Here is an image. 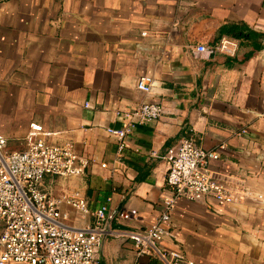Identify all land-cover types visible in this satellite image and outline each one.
I'll use <instances>...</instances> for the list:
<instances>
[{"label": "crops", "instance_id": "crops-1", "mask_svg": "<svg viewBox=\"0 0 264 264\" xmlns=\"http://www.w3.org/2000/svg\"><path fill=\"white\" fill-rule=\"evenodd\" d=\"M238 24L264 34V0H0V136L22 151L37 125V138L89 160L83 176H46L42 189L81 193L87 215L61 208L75 228L106 204L100 264H160L137 258L130 234L158 217L167 159L188 135L218 151L209 168L237 200H178L160 246L192 264H264V39L238 40L233 57L192 51ZM144 75L148 95L135 87ZM144 102L160 119L118 150L106 130Z\"/></svg>", "mask_w": 264, "mask_h": 264}, {"label": "built area", "instance_id": "built-area-1", "mask_svg": "<svg viewBox=\"0 0 264 264\" xmlns=\"http://www.w3.org/2000/svg\"><path fill=\"white\" fill-rule=\"evenodd\" d=\"M238 40L222 36L212 47L196 45L195 56L221 54L233 57ZM155 81L151 76L136 80V89L148 95ZM162 107L144 102L131 111L117 114L123 125L107 129L118 140V150L138 125L158 121ZM40 131L31 125L22 151H7L0 136V264H100L102 237L107 224V206L94 212V224L75 228L67 224L68 216L61 208L70 207L81 216L87 215L84 197L78 191L55 196L42 189L46 176L81 177L89 160L79 156L73 145H51L36 137ZM153 157L164 159L153 153ZM219 153L198 144L192 135L181 139L174 154L167 159L164 190L160 197V213L153 223L130 234L137 258L148 256L160 264H192L179 247L165 249L160 245L173 237L171 217L178 200L188 202H236V196L217 180L209 164ZM105 167V165H101Z\"/></svg>", "mask_w": 264, "mask_h": 264}, {"label": "trees", "instance_id": "trees-1", "mask_svg": "<svg viewBox=\"0 0 264 264\" xmlns=\"http://www.w3.org/2000/svg\"><path fill=\"white\" fill-rule=\"evenodd\" d=\"M219 36H229L237 40L264 39V34H257L249 30L245 25L223 26L219 30Z\"/></svg>", "mask_w": 264, "mask_h": 264}]
</instances>
